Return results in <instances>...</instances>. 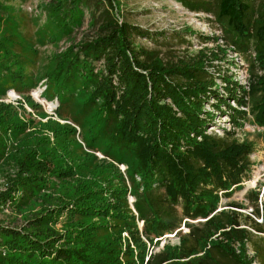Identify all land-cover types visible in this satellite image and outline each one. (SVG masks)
I'll return each mask as SVG.
<instances>
[{"label":"trees","instance_id":"16d2710c","mask_svg":"<svg viewBox=\"0 0 264 264\" xmlns=\"http://www.w3.org/2000/svg\"><path fill=\"white\" fill-rule=\"evenodd\" d=\"M175 1L187 11L211 15L239 51L250 47L262 74L251 75L246 86L225 76H213L207 67L218 57L201 49L162 59L158 49L134 43L136 37L154 43L158 37L123 18L119 20L117 0H51L53 11L60 15L56 23L71 21L74 16L78 19L85 10L91 30L90 35L67 46L54 66V71L63 73V83L71 79L68 85L74 87L76 79L71 76L75 75L80 87L88 88L78 109L83 117V107L92 108L84 117L88 131L94 130L87 142L94 144L100 132L108 145L122 150L134 164L129 172L127 167L123 169L127 189L120 169L112 163L83 153L91 161L72 165L79 155L71 156L68 150L64 155L62 144L50 145L42 133H33L32 140L27 136L11 140L15 144L4 156L5 137H15L31 123L20 116L23 109L19 104L0 100V159L15 163L14 177L19 179L11 184L38 191L66 178L75 179L69 198L44 208L25 226L0 223V264H249L243 242L251 244L254 257L264 264V238L258 237L260 243H255V235L241 226L248 223L254 231L264 232V213L259 221L241 217L233 209L209 216L217 200L214 192L236 186L248 174L250 147L235 141L220 144L205 133L209 113L204 111L205 104L215 113L224 110L235 117L232 123L236 124L244 114L239 107L246 106L242 98L248 94L254 121L264 125V0L256 7L250 0ZM8 13L0 5L2 97L5 90L14 89L17 79H23L18 74L20 65L30 64L35 54L29 53V39L23 33L11 32ZM63 61L66 65L61 71ZM217 80L221 91L216 88ZM66 88H55L59 102L69 96L62 93ZM40 126L51 131L56 143L75 132L49 117ZM12 192L1 193L0 204ZM126 193L133 198L135 213L128 206ZM227 205L240 208L235 203ZM253 213L258 216L256 207ZM61 215L64 220L54 228ZM197 216L205 219L186 234L193 244H185L180 236L177 246L152 250L157 238L174 231L181 218ZM137 221L142 223L140 229ZM197 231L200 234L194 235ZM199 251L200 255L189 257Z\"/></svg>","mask_w":264,"mask_h":264},{"label":"rangeland","instance_id":"374dc122","mask_svg":"<svg viewBox=\"0 0 264 264\" xmlns=\"http://www.w3.org/2000/svg\"><path fill=\"white\" fill-rule=\"evenodd\" d=\"M261 1L250 0L254 7L258 6ZM0 5L5 11H9L8 17H11L13 24L10 25L12 27L11 32L23 33L29 39L27 47L32 51L29 53H35L31 57L32 62L30 64L20 65L22 71H19L18 74L21 75L20 78L24 76L23 79L20 81L17 79L16 83H14V89L8 88L5 90V95L3 97L0 96V100L5 99L8 91L19 96V99L15 100L16 97H11L10 95L11 100H15L11 104L14 106L19 104L23 109V113H20V116L25 120L28 119L31 123L30 125L27 124L22 133L16 134L15 137L11 134L5 137V141L8 142L3 149L4 156L10 153L12 146L15 144L10 143L11 140L26 136L32 140L35 138L32 136L33 133H42L48 137L50 145L61 143L63 148L60 150L66 151L64 155H67V150L71 156L76 155V153L79 155V157H75L76 160H73L72 165L77 163L85 165L90 162L91 160L89 161L82 155L86 153L91 156L95 155L97 159H104L118 167V169H120L119 167L123 169L127 167L129 172L134 164L133 159L122 150L108 145L100 132L96 136V141H94L95 137L90 141V143L94 141V144L87 142L94 130L88 131V120L84 119V117L86 115L85 112H91L92 108L85 105L83 107V117L78 113V109L88 94V88L86 86L80 87L81 82L75 75L71 76L76 79L74 87L68 85L71 83V79H67L63 83V73L60 70L57 71L56 68L54 71L58 55L63 53L67 46L91 34L86 11L81 10L78 19L76 18L77 16H74L75 18L71 21L68 19L56 23L60 15H56V12L53 11L51 0H0ZM116 9L119 20L123 18L127 22L146 30L150 36L158 37L156 43L139 37L134 38V43L145 48L158 49L162 59H168L175 55L185 56L193 54L201 49L207 54L212 51L218 57L211 60L212 66L207 67L208 72L213 76H225L241 86H246L245 84L251 80V75L262 74L251 48L248 47L244 51L236 49L230 43V38L224 34L221 25L215 22L211 15L187 11L175 0H117ZM210 38H213L214 41L209 40ZM65 65L66 62L63 61L61 71L65 68ZM3 75L7 77L6 73H3ZM3 75L1 79L4 78ZM25 83L26 85L28 83L31 85L24 86ZM66 85L67 88L60 91L69 94V96L59 102L57 95H55V88L65 87ZM216 88L221 91L220 80L216 81ZM59 99L61 100L62 98L59 97ZM242 99L246 102V106L243 108L244 114L238 118L236 124L232 123V119H235L233 115H229L224 110L220 113H215L210 105H204V111L209 113L208 118L210 119V122L209 119L207 120L205 133L217 138L220 144L235 141L250 147V151L247 154L249 162L248 174L236 186L231 185L225 190H216L214 192L217 200L215 208L209 213V216L219 210L233 209L238 211L241 217L246 215L255 221H259L260 215L264 213V125L256 123L252 117V112L250 111L252 97L247 94ZM30 104H34V106L31 107ZM230 104L231 106L233 105L232 103ZM48 117L60 124L73 127L75 129L74 134L63 142L56 143L51 131L46 127L42 129V126H40V122H44ZM59 139L61 140L62 137ZM45 147L49 148V145ZM51 147L53 151L54 146ZM104 147L105 152H102ZM59 153L61 154V151ZM16 170L17 167L12 160L5 157L0 159V194H9L13 191L10 197L3 204H0V223L2 224L16 227L25 226L27 220L35 217L44 208L55 205L61 198L63 200L69 198L75 185L74 178H66L62 183H55L48 190H30V187L27 186L22 187L11 184L19 180L14 177ZM122 171L120 170L128 189L126 171ZM134 178L135 181L138 180V177L134 176ZM16 183L19 184V182ZM250 183L252 186L248 185ZM10 185L11 188L8 189ZM126 199L129 208L132 209V196L126 193ZM229 203L238 204L240 208L228 206L227 204ZM255 207L257 208L258 216L253 213ZM132 211L135 213L133 209ZM177 213H179V207H177ZM204 219V217L200 216L192 219L181 218L178 227L174 231L164 233L157 238V244L152 250L161 249L164 246L166 247V245L168 247L177 246L180 236L184 237L185 244H193L194 241H192L191 236L187 237L186 234L191 227L198 228ZM62 220H64L63 215L57 218V222L53 227L58 228ZM140 223L141 221H137L139 229L141 227ZM241 226L248 229L253 236L255 235L252 237L255 243H260L258 237L264 238V232L254 231L248 223ZM177 230L178 232L174 234ZM199 234V231L194 233V235ZM210 238H214V236ZM262 244L264 249V243L262 242ZM243 246L245 257L249 260V264H257L251 244L243 242ZM206 247L205 245L204 248ZM234 248H238V244H235ZM149 249L148 252L150 251ZM200 254L201 251L189 257Z\"/></svg>","mask_w":264,"mask_h":264},{"label":"built area","instance_id":"2783aa9c","mask_svg":"<svg viewBox=\"0 0 264 264\" xmlns=\"http://www.w3.org/2000/svg\"><path fill=\"white\" fill-rule=\"evenodd\" d=\"M246 85V84H245ZM38 91H40L39 89H38ZM10 91H8L7 93H6V98L5 99H3L4 101H6V102H12V101H15L16 100V98H15V100H8V97H7V94L9 93ZM31 93V92H30ZM17 99H19V96H18V98ZM233 104V103H232ZM232 106H235L234 104L232 105ZM240 109H242L243 110V108L244 107H239ZM120 168V170H123V168H121V167H119ZM256 260V259H255ZM256 262H257V264H258V261L256 260Z\"/></svg>","mask_w":264,"mask_h":264},{"label":"bare ground","instance_id":"6f19581e","mask_svg":"<svg viewBox=\"0 0 264 264\" xmlns=\"http://www.w3.org/2000/svg\"><path fill=\"white\" fill-rule=\"evenodd\" d=\"M10 95H11V97H16V99L18 98V96L17 95H15L14 93H12V92H10L9 93V95H8V97H9V101L11 100V97H10ZM14 95V96H13ZM249 186H252L251 185V183L250 184H248Z\"/></svg>","mask_w":264,"mask_h":264},{"label":"water","instance_id":"95a60500","mask_svg":"<svg viewBox=\"0 0 264 264\" xmlns=\"http://www.w3.org/2000/svg\"><path fill=\"white\" fill-rule=\"evenodd\" d=\"M36 91H38V89H35ZM140 226H141V223H140Z\"/></svg>","mask_w":264,"mask_h":264}]
</instances>
